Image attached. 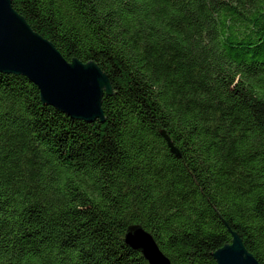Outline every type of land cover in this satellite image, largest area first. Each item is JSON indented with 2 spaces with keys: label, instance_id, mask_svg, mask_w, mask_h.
<instances>
[{
  "label": "trees",
  "instance_id": "trees-1",
  "mask_svg": "<svg viewBox=\"0 0 264 264\" xmlns=\"http://www.w3.org/2000/svg\"><path fill=\"white\" fill-rule=\"evenodd\" d=\"M10 1L111 93L86 123L0 72V264H148L132 226L170 264L231 233L264 264V0Z\"/></svg>",
  "mask_w": 264,
  "mask_h": 264
},
{
  "label": "water",
  "instance_id": "water-1",
  "mask_svg": "<svg viewBox=\"0 0 264 264\" xmlns=\"http://www.w3.org/2000/svg\"><path fill=\"white\" fill-rule=\"evenodd\" d=\"M0 72L25 77L37 88L42 104L71 119L103 121L101 99L111 93L106 75L93 62H67L49 41L29 27L10 0H0ZM162 136L170 152L179 157L167 136ZM124 243L148 264H170L141 227H129ZM212 257L216 264H258L236 233H231L230 243Z\"/></svg>",
  "mask_w": 264,
  "mask_h": 264
}]
</instances>
